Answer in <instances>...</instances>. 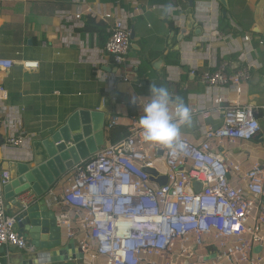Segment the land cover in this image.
<instances>
[{
  "label": "built area",
  "instance_id": "obj_1",
  "mask_svg": "<svg viewBox=\"0 0 264 264\" xmlns=\"http://www.w3.org/2000/svg\"><path fill=\"white\" fill-rule=\"evenodd\" d=\"M86 10L106 25L109 37L103 56L125 64L133 44L127 20L117 11L100 12L91 6ZM59 16L82 21L84 8L59 11ZM21 63L27 69L39 66L38 61ZM231 63L223 59L198 74L207 89L223 87L235 93L234 99H214L223 120L218 127L204 128L201 142L186 134L180 137L183 149L154 147L133 121L126 139L80 162L61 193L48 198L61 232L74 238L84 253L79 264L98 260L103 264H264V160L256 162L241 182L233 174L240 166L218 150L222 142L250 141L263 131L264 115L259 116V108L244 97L253 65L247 62L231 70ZM16 64L15 59L0 57L3 71ZM196 72V67L191 70L193 75ZM8 100V90L0 85V104ZM3 111L7 115V108ZM33 137L16 129L5 137L3 146L21 148ZM161 159L166 171L157 166ZM146 168H155V177L167 175V183L153 181ZM196 180L202 184L200 190L195 189ZM9 181L0 167V249L29 251L28 239L15 228L16 215L7 213L4 186ZM259 246L261 250L255 251Z\"/></svg>",
  "mask_w": 264,
  "mask_h": 264
},
{
  "label": "crops",
  "instance_id": "obj_2",
  "mask_svg": "<svg viewBox=\"0 0 264 264\" xmlns=\"http://www.w3.org/2000/svg\"><path fill=\"white\" fill-rule=\"evenodd\" d=\"M169 1L172 3H154L152 0H3L0 3V57L15 59L17 64L8 71L0 69V85L9 92V100L0 104V141L16 129L29 136L46 137L77 109L110 113V121L115 125L129 126L134 116L129 114L128 105L134 107L132 113L142 116L143 105L151 99L150 86L156 84L168 88L173 97L187 96L183 100L192 115L197 116L200 130L195 136L183 125L181 136L192 134L195 143L201 142L203 129L218 127L223 120L222 109L214 99L219 96L234 99L235 93L223 87L207 89L198 75L190 77V71L196 67L199 74L213 69L223 58L234 61L236 56L243 58V65L249 62L253 67L258 66L254 57L249 54L245 57L243 45L245 43L248 52L257 50V57L262 61L263 47L253 44L247 37L252 38L255 27H259L264 35V0H228L226 17L219 14L220 0H197V15L207 32L199 37L193 36L191 31L184 42H180V50H170L167 80L161 81L151 62L167 50L170 33L174 30L178 33L184 26L186 14L181 18L183 13L179 8L185 12L188 8L185 0ZM79 6L84 8V17L89 15L86 8L91 6L100 12L117 11L130 25H135L136 46L131 48L125 64L117 66L103 56L108 37L105 26L93 33H82L84 18L82 21H66L59 16V11L76 12ZM171 20H175L176 29H171ZM180 22L181 25L177 26ZM228 28L237 29L240 37L236 33H225ZM102 31H105L104 37ZM176 37L174 44L178 42ZM23 60L38 61L39 66L27 69L21 63ZM125 77L129 79L125 80ZM249 83L244 87L247 102ZM171 85L176 88L171 89ZM106 98L110 100L108 104L104 103ZM4 108H7V115ZM263 114L264 107L260 115ZM8 120L10 123L6 122ZM104 134L105 145L112 144L107 126ZM31 143L21 148L0 145L2 170H8V163L19 159L23 152H30ZM218 150L225 159L240 166V171L233 174L237 175L236 180L243 182L242 176L256 162L264 160V124L263 131L253 140L225 141L218 145ZM157 166L166 171L162 159L157 161ZM73 172L69 171L51 186L48 196L61 193ZM6 206L11 215L19 209L12 200H6ZM64 238L70 237L64 233ZM31 251L36 250L32 247L27 252ZM25 253L14 247H3L0 249V264H24ZM79 263L61 261L54 264ZM92 264H103V261Z\"/></svg>",
  "mask_w": 264,
  "mask_h": 264
},
{
  "label": "water",
  "instance_id": "obj_3",
  "mask_svg": "<svg viewBox=\"0 0 264 264\" xmlns=\"http://www.w3.org/2000/svg\"><path fill=\"white\" fill-rule=\"evenodd\" d=\"M185 1L188 2V8L185 12L184 26L178 33L176 30L170 33L167 50L151 62L155 73L162 81L167 80L166 65L170 50H180V42H184L191 31L193 36L199 37L207 32L206 26L197 15L198 1ZM220 2L222 5L219 14L226 17L229 9L228 0H220ZM131 30L132 39L135 40V25L131 24ZM225 33H236L237 37H240L237 29L228 28ZM175 37L178 41L176 44H174ZM250 39L253 44L264 49V35L261 34L259 27L252 30ZM135 46L133 42L132 47ZM243 51L245 57L249 54L259 63L258 66L253 67L252 79L248 87V103L255 107H264V56L260 61L257 57L258 51L254 49L248 52L245 43ZM242 59L241 56H236L231 70L240 68L243 64ZM106 69L110 70V67ZM186 70L188 71L189 68ZM191 76L196 75L190 73ZM174 88L176 85H171V89ZM174 92L177 93L175 90ZM108 101H110L109 98H106L104 103L108 104ZM112 113L114 114L115 110ZM109 123L110 113L77 109L62 125L50 131L46 137L34 139L30 152H23L19 159L8 163L11 181L4 187L5 199L12 200L18 205L19 209L15 214V228L29 239L28 248L33 247L36 250L24 254V264L37 262L54 264L61 261H75L76 263L84 258V253L74 238L65 240L64 234L57 225L56 210L48 203V193L51 186L71 171L77 163L95 154L100 147L105 145L104 128ZM186 126L189 133L195 136L199 134L196 115H192L191 123ZM146 170L150 178L159 185L167 183V175L155 177L158 174L155 168H146ZM194 186L196 190H200L202 184L196 180ZM26 192H29L28 195L22 197L21 195ZM260 250V246L255 248V251Z\"/></svg>",
  "mask_w": 264,
  "mask_h": 264
},
{
  "label": "clouds",
  "instance_id": "obj_4",
  "mask_svg": "<svg viewBox=\"0 0 264 264\" xmlns=\"http://www.w3.org/2000/svg\"><path fill=\"white\" fill-rule=\"evenodd\" d=\"M180 12H181V10H180ZM184 13H185V9H184ZM86 16H90V15H86ZM83 18H84V16L82 17V19ZM96 21H98V20H96ZM99 22H102V21H99ZM102 23L106 27L105 23L104 22H102ZM179 25H181V22L177 26H179ZM130 27H131V25H130ZM107 33H108V31H107ZM108 37H109V34H108ZM108 37H107V39H108ZM247 38L250 41L251 37L248 36ZM133 42H134V40H133ZM105 44H106V42H105ZM131 48H132V46H131ZM223 59H221L219 62H221ZM228 60H230V59H228ZM230 61L233 63L232 60H230ZM232 63H231V66H232ZM115 65L121 66L118 64H115ZM242 66H243V64H242ZM234 70H237V69H234ZM190 73H191V71H190ZM252 74H253V66H252ZM194 75L197 76L198 73L196 72V74H194ZM128 79H129L128 77H125V80H128ZM150 93H151L150 101L143 105V115L142 116L138 115L137 117H133V121H136L137 123H139V127L142 130L143 139L146 142L150 143L151 145L153 144L152 146H154V147H155V145H160V146H164L167 148L183 149L184 144L180 139V137H181V126L191 123L192 113H191L190 108L185 104L183 98H181L179 96L173 97L172 94L170 93L169 89L166 87L157 86L156 84H151ZM133 102L134 103L136 102L135 98H134ZM257 108H259V110H260V113L258 115L262 116V115H260L262 107H257ZM139 117H140V119H139ZM112 125H115L114 121H110L109 125H106L107 129H109ZM130 125H131V123H130ZM130 125L127 126L128 129H129ZM188 135L192 136V134H188ZM34 138L37 139L39 137L34 135L31 142L34 140ZM4 141H5V138L0 143V145H3ZM112 144H114V143H112ZM29 145H30V143H29ZM104 146H106V145H104ZM104 146H102V147H104ZM102 147H100L99 150ZM149 148H152V147H149ZM160 152H159L160 154L158 156L163 155L162 154L163 151H160ZM95 154L89 156L88 158H91ZM88 158H86V159H88ZM86 159H83V160H86ZM83 160H81L80 162H82ZM79 163H77L74 166V168L72 169V170H74V172H75L76 166ZM4 172L6 173V175L9 177V180L11 181L8 170L6 169V170H4ZM74 172H73V175H74ZM70 178L67 180L65 185L70 182ZM10 181H9V183H10ZM50 196H48V198ZM4 198H5V192H4Z\"/></svg>",
  "mask_w": 264,
  "mask_h": 264
},
{
  "label": "trees",
  "instance_id": "obj_5",
  "mask_svg": "<svg viewBox=\"0 0 264 264\" xmlns=\"http://www.w3.org/2000/svg\"><path fill=\"white\" fill-rule=\"evenodd\" d=\"M152 2H154V3H166V2L172 3V1H169V0H152ZM186 6H187V4H186ZM84 21H85V25H84L83 28L80 29V31L82 33H84V32L93 33L95 31H99V29L104 26V24L102 22L96 21L91 16H85L84 17ZM170 27H171V29H176L175 20H171L170 21ZM101 34H102V37H104L105 31H102ZM186 97L187 96H185V97L181 96V98H183V99L184 98L186 99ZM184 102H186V101H184ZM128 109H129V114L131 116H134V117L138 116V113H132V110L134 109L133 106L128 105ZM129 134H130V132H129V129H128L127 126H124V125H112L109 128V134H108L109 136L108 137H109V140H111L112 143H118L121 140H123L126 137H128ZM0 142H2V141H0Z\"/></svg>",
  "mask_w": 264,
  "mask_h": 264
}]
</instances>
